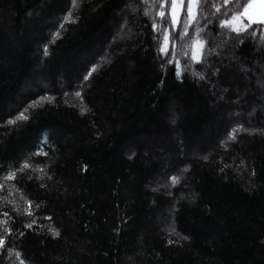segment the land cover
Segmentation results:
<instances>
[{"label":"trees","instance_id":"16d2710c","mask_svg":"<svg viewBox=\"0 0 264 264\" xmlns=\"http://www.w3.org/2000/svg\"><path fill=\"white\" fill-rule=\"evenodd\" d=\"M219 2L207 0L206 64L169 46L178 78L175 62L162 66L152 0H0V197L40 204L29 229L32 217L0 199L13 218L6 247L25 264H264V133H253L264 129V25L241 42L219 27L236 0L215 13ZM238 123L248 132L225 148ZM26 159L47 175L3 181ZM0 264L19 261L0 254Z\"/></svg>","mask_w":264,"mask_h":264},{"label":"snow or ice","instance_id":"6c2138e0","mask_svg":"<svg viewBox=\"0 0 264 264\" xmlns=\"http://www.w3.org/2000/svg\"><path fill=\"white\" fill-rule=\"evenodd\" d=\"M75 3V0H73ZM147 2V0H145ZM230 3V0H220L219 3H214L211 7L214 9L215 13H219L221 11L222 5H227ZM259 3L261 7L259 19L256 18L254 12L250 11L254 8V6ZM152 8L156 10V16L159 17V20L155 18L152 19L151 29L155 35L153 37L154 40L160 39L162 43L158 45L159 53L162 56L168 57L167 60L162 62V66L164 63L172 64L175 62V66L177 68V77L180 78L182 75V71L180 69L179 59L173 54L169 55V46L173 49L175 48V42L179 41L182 49V55L189 56V52L185 51V48L191 49L190 61L195 62L197 64L207 63V58L211 56L215 52V48L207 46V40L201 36V33L204 32L207 24L211 23V19L207 14V0H152ZM231 12V16H228V13ZM149 13L146 11L145 15ZM224 16L226 19H221L219 23V27L222 29H227L228 33H236L237 38L241 39V34L248 31V28L252 24L264 25V0H247L246 6H242L239 3V0H236L235 10L229 9L225 7ZM245 20L247 23H245ZM201 21H204V27H201ZM62 27V25H61ZM178 29V31H177ZM191 29L193 35L189 36V30ZM228 33H225L227 35ZM250 36H256V30L253 29L250 33ZM231 38V37H229ZM223 43V42H222ZM261 43H264V33L261 34ZM45 54H47V49H45ZM219 55L218 52L215 53ZM191 67V63L187 65ZM220 69H215L216 73H219ZM193 75L200 80H204L205 76L203 72H193ZM87 79V76L84 77ZM75 95L81 97V92L77 90ZM81 99H83L81 97ZM87 111L86 107L81 108V113ZM19 116H23V112L18 114ZM13 120H8L7 123L12 124ZM248 132V129L244 128L243 124L238 123L236 127L232 128L231 132L228 133V137L226 141H221V145L225 148L227 147V143L229 141L236 140V134L238 132ZM262 132L264 133V129H254L253 133ZM250 133V134H253ZM42 142L46 143V137L42 135ZM32 155H43L48 156V152H41L39 149L32 153ZM134 155V154H133ZM131 158V157H130ZM204 160H207L208 157L204 156ZM44 167L33 166L28 163L27 159L22 162V164L13 169L11 163L7 166V170L2 176L3 181H10L16 178L17 172L23 173L25 169L32 168L34 171H38L47 175ZM182 172L188 171L185 167L181 170ZM223 171V169H221ZM255 175V172L252 173ZM31 179V177H29ZM38 179H43V176L38 177ZM48 179L51 180L52 177L48 176ZM180 175H173L170 177V184L168 187H175L180 182ZM14 185L8 186V196H12V188ZM40 187H46V185L41 184ZM5 188V183H0V190ZM152 191H158V188H153ZM168 195H172L171 191H168ZM0 199L5 200L6 202L13 203L12 211L19 215H26L32 217L31 221L24 224L25 228L31 229L33 225L36 224L38 217L36 216V211L40 208V204L36 203L35 208H33V201L28 199L25 196H21V199L25 201V207L23 209L16 207L13 201H8L7 197H0ZM0 254H3L11 259L13 255L16 256L19 264H25V260L21 258L22 254L18 251H15L13 247H6L7 237L12 236L13 228V218L10 216L9 212L4 211L0 213ZM44 219L51 220L50 216L43 217ZM48 231L54 238L60 237V231L56 228L49 227ZM18 235L23 236L24 233L20 232ZM169 235H176L180 240H187V236H179V233H176L174 226L169 227ZM169 244L175 243L177 241H173L169 239L167 241Z\"/></svg>","mask_w":264,"mask_h":264},{"label":"rangeland","instance_id":"374dc122","mask_svg":"<svg viewBox=\"0 0 264 264\" xmlns=\"http://www.w3.org/2000/svg\"><path fill=\"white\" fill-rule=\"evenodd\" d=\"M128 8H129L130 10H132L131 7H128ZM250 11L254 12L255 15H256V18L259 19L260 11H261L260 4L257 3V4L254 6V8L251 9ZM245 21H246V20H245ZM126 25H127V24H126ZM129 27H130V26H129ZM129 27H128V25H127V28H126L125 30L120 31V33H119V38H124V37L130 35V34H129V33H130V28H129ZM166 160H169V159L166 158ZM166 160H165V161H166Z\"/></svg>","mask_w":264,"mask_h":264}]
</instances>
